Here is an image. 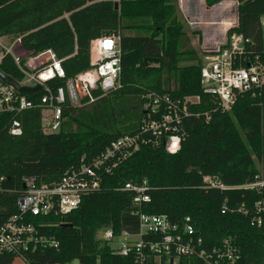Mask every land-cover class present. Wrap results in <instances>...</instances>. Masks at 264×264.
Returning a JSON list of instances; mask_svg holds the SVG:
<instances>
[{
  "label": "trees",
  "instance_id": "16d2710c",
  "mask_svg": "<svg viewBox=\"0 0 264 264\" xmlns=\"http://www.w3.org/2000/svg\"><path fill=\"white\" fill-rule=\"evenodd\" d=\"M114 1L0 0V36L19 37L15 54L23 56L47 47L60 58L72 54L62 62L66 76L89 67L91 39L114 35L120 47L119 87L88 105L65 106L57 131H43L42 110L33 107L17 116L20 135L0 132V175L4 177L0 220L16 212L24 176H34L39 183L56 182L66 169L88 162L111 141L136 132L148 96L166 94L180 102L198 96V101L186 102L176 153H167L161 144L141 145L111 172L102 174L99 188L83 196L75 209L32 219L38 232L54 239L57 246L38 244L22 260L27 264H68L72 260L81 264H157L153 258L140 263L132 253L119 255L100 237L106 229L136 233L132 193L120 188L127 181L145 180L150 188L145 212L164 213L175 222L189 217L204 248L217 246L227 237L238 248L239 264H262L264 226L250 225L249 220L264 189L229 187L252 181L260 169L264 172V86L239 93L230 110L222 112L215 98L202 90L199 54L177 17L173 0H117V9ZM233 1L237 22L226 35L240 34L246 40L245 55L259 54L264 62L259 23L264 0L204 3L211 7L221 2L232 12ZM234 20L230 13L221 24ZM190 35L200 39L198 30ZM0 71L21 79L10 57L0 62ZM61 83L54 80L51 85ZM26 95L36 98L32 93ZM203 175L217 178L227 188L204 186ZM15 258L2 253L0 264H12ZM179 264L198 263L182 257Z\"/></svg>",
  "mask_w": 264,
  "mask_h": 264
},
{
  "label": "built area",
  "instance_id": "2783aa9c",
  "mask_svg": "<svg viewBox=\"0 0 264 264\" xmlns=\"http://www.w3.org/2000/svg\"><path fill=\"white\" fill-rule=\"evenodd\" d=\"M183 1L176 0L179 8H182ZM259 23L264 53V15L260 16ZM18 39V36H0V62L6 57L12 59L21 74L20 80L14 79L18 86L40 85L41 89L29 92L36 96L31 100L27 93L19 92L0 79V132L6 130L8 134L20 135L22 126L17 116L33 107L42 110L43 131L55 132L61 124L65 106L78 108L88 105L120 85L117 36L91 39L89 67L71 76H66L62 62L72 54L60 58L51 47H47L17 56L14 44ZM245 41L240 34L233 32L226 35L220 44L202 49L199 55L202 90L215 98L222 112L230 110L239 93L264 86V62L259 54L245 55ZM54 80L62 83L52 86ZM147 98L145 116L133 134L118 137L88 162L66 169L56 182L39 183L34 176L22 178L24 188L21 187L16 198V212L0 220V254L11 253L22 259L26 251L35 249L38 244L57 246L54 239L38 232L32 219L50 213L65 214L75 209L83 196L99 188L102 174L111 172L141 145L161 144L170 154L179 150V128L182 116L187 114L186 102H197L198 96L186 97L182 102L166 94ZM3 179L0 175V190ZM202 181L207 187L227 188L210 175H203ZM229 188L261 192L264 189V172L260 169L252 181ZM120 190L132 193L131 214L137 216L138 227L136 233L125 230L114 233L111 229L102 231L100 237L108 242L113 252L123 256L132 253L140 263L153 258L157 264H179L183 257L194 258L198 264H239L238 248L229 238L223 237L219 245L204 248L202 237L195 231L189 217L175 222L164 213L145 212L143 206L150 200V188L145 180L127 181ZM238 211L247 213L242 208ZM249 222L253 226H264V194L254 202Z\"/></svg>",
  "mask_w": 264,
  "mask_h": 264
},
{
  "label": "rangeland",
  "instance_id": "374dc122",
  "mask_svg": "<svg viewBox=\"0 0 264 264\" xmlns=\"http://www.w3.org/2000/svg\"><path fill=\"white\" fill-rule=\"evenodd\" d=\"M117 1V0H116ZM118 2V1H117ZM175 6H176V14L177 17L180 19V21L184 25V29L187 32V34L190 37H194L198 39V35H190L191 30L193 27L198 28L200 27L202 29L203 35L211 41H223L225 33L222 32L221 26L215 25L213 21L221 20L222 18H226L230 13H232V17L235 15V4L232 7H228L224 3L222 4L219 2L218 4H215L209 9H206L204 5L202 4L201 0H184L182 4V8H179L176 4V0H173ZM190 17V20H186V16ZM193 25V27H192ZM129 33H133V31H129ZM13 36V35H10ZM193 41V40H192ZM198 42L194 41V48L200 55L201 49L199 47V44L201 43V39L197 40ZM215 44L214 46H216ZM190 100H195L194 98H190ZM255 164L257 168L259 167V163L254 159ZM12 264H27L22 259L16 257ZM68 264H81L78 262V260H72ZM97 264V263H95Z\"/></svg>",
  "mask_w": 264,
  "mask_h": 264
},
{
  "label": "crops",
  "instance_id": "0c3cea01",
  "mask_svg": "<svg viewBox=\"0 0 264 264\" xmlns=\"http://www.w3.org/2000/svg\"><path fill=\"white\" fill-rule=\"evenodd\" d=\"M202 1V4L204 5V7L206 8V9H209V8H211V7H206L205 6V3H204V0H201ZM221 2H223V1H221ZM233 3L235 4V10H234V12H235V15H234V22L233 23H231V24H225L224 22H222V24H221V21H222V19L221 20H218V21H213V23H215V25H219V26H221V30H222V32L223 33H225V35H224V38H225V36H226V31H227V29L228 28H230V27H232V26H234V25H236V22H237V15H236V3L233 1ZM214 6V5H213ZM186 20H190V17L187 15L186 17ZM234 24V25H233ZM192 27H193V25H192ZM191 31H194V30H198V31H200V39H201V43L199 44V47H200V49L202 50V49H204V48H209V47H213L215 44H220L222 41L220 40V41H218V42H216V41H211V40H209V38L207 37H205L204 35H203V32H202V29L200 28V27H198V28H195V27H193L192 29H190ZM196 36V35H195ZM190 39H191V45L193 46V47H195L194 46V41L195 42H198L197 40V38H194L193 36L192 37H190ZM193 40V41H192Z\"/></svg>",
  "mask_w": 264,
  "mask_h": 264
},
{
  "label": "water",
  "instance_id": "95a60500",
  "mask_svg": "<svg viewBox=\"0 0 264 264\" xmlns=\"http://www.w3.org/2000/svg\"><path fill=\"white\" fill-rule=\"evenodd\" d=\"M113 6H114V9L118 8V2L116 0L114 1ZM151 60L152 59H148V61H151ZM144 61H147V59H144ZM0 79L3 80L4 82L8 83V84H11L21 93H29V92H32L34 90L41 89L40 85H37L35 87L18 86L17 82L14 79H12L10 76L5 75L1 71H0ZM22 188H24V185H22Z\"/></svg>",
  "mask_w": 264,
  "mask_h": 264
}]
</instances>
